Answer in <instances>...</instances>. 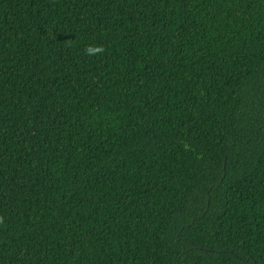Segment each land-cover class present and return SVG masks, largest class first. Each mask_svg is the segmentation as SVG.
Returning a JSON list of instances; mask_svg holds the SVG:
<instances>
[{
	"label": "trees",
	"instance_id": "1",
	"mask_svg": "<svg viewBox=\"0 0 264 264\" xmlns=\"http://www.w3.org/2000/svg\"><path fill=\"white\" fill-rule=\"evenodd\" d=\"M0 264H264V0H0Z\"/></svg>",
	"mask_w": 264,
	"mask_h": 264
}]
</instances>
